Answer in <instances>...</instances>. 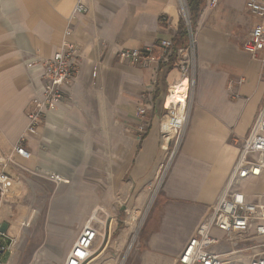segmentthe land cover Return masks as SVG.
<instances>
[{"label":"crops","instance_id":"0c3cea01","mask_svg":"<svg viewBox=\"0 0 264 264\" xmlns=\"http://www.w3.org/2000/svg\"><path fill=\"white\" fill-rule=\"evenodd\" d=\"M247 1L220 0L213 6L211 0H206L197 21V106L189 119L180 153L163 186L165 211L162 212L159 229L148 239L150 250L154 253V256L147 257L149 264H176L177 257L209 215L225 186L238 154L235 138L241 139L248 134L264 104V66L251 60L241 48L251 28L261 23L258 17L245 9ZM86 2L89 12L75 18L69 37L78 46L81 56L79 72L71 89V100L50 112L37 136L29 139L31 160L16 158L19 164L30 162L34 160L35 153L42 157L44 150L53 146L68 147L70 154L77 152L83 155L86 152L88 155L87 150L80 151L78 147L84 148V142L90 141L91 126L95 125L94 130H102L108 137L113 124L120 134L109 143H102L108 153L101 161L119 164L115 177L122 180L124 197L134 191L138 200H143L164 161L160 148V118L165 112L163 101L168 85L177 79L178 73L167 72L165 68L155 73L153 67L134 66L120 60L117 52L122 49L151 48L161 40L174 39L176 42L182 20L179 0ZM72 3L73 0H59L49 15L50 23L57 28L62 15L70 10ZM162 17L168 18V22L162 23ZM64 34L54 44L48 42L45 47L48 55L44 57H51L60 48ZM34 51H29L28 55ZM0 58L4 60L0 63V76L23 83L26 74L29 90L33 87L34 92L37 82L35 75L26 69L25 59L21 63L20 51H2ZM94 71L96 78L93 77ZM239 77H244L245 83L237 88L239 97L233 99L228 84ZM8 90L0 88V132L6 129L8 137L9 134L15 137L16 128L17 135L25 130L27 118L25 113L17 127L14 123L7 125L9 118L2 114V108H9L8 102L7 106L3 103V91L8 93ZM89 93L94 107L87 109L74 105L80 98H88ZM95 93V98H92ZM151 101L152 110L146 117H139L138 105ZM11 102L15 104L13 100ZM89 114L90 124L85 117ZM112 116H115V121ZM146 123H149V127L145 132H140L141 126ZM233 132L235 137L232 136ZM110 146H116L112 153L108 149ZM62 152L64 154V149ZM161 152L163 157L160 156ZM61 153L55 152L54 156ZM58 166L56 163L52 167L44 164L38 172H44L61 185L66 179L57 169ZM261 191L264 192V187ZM119 202L125 203L122 199ZM68 206L65 207L70 210ZM135 220L132 217V221ZM187 221L188 226L184 227L183 223ZM77 238L71 237L67 241L63 248L65 256ZM63 251L57 248L56 258L64 256Z\"/></svg>","mask_w":264,"mask_h":264},{"label":"rangeland","instance_id":"374dc122","mask_svg":"<svg viewBox=\"0 0 264 264\" xmlns=\"http://www.w3.org/2000/svg\"><path fill=\"white\" fill-rule=\"evenodd\" d=\"M58 1L0 0V55L2 51L19 50L21 63L34 53L48 55L45 47L48 42L54 44L55 40H60L61 35L68 29L69 18L75 4L74 0L70 10L62 15L61 22L56 28L50 23L49 15L57 7ZM179 10L181 12L180 3ZM187 15L190 16L189 8ZM181 17L186 23V16ZM29 51L34 53L28 55ZM3 61L0 58V63ZM197 78L198 76L191 98L189 119L197 106L195 102ZM25 80L23 83H15L7 80L4 75L0 76V88L10 89L8 93L3 91V103L6 106L9 104L8 109L2 108L4 110L2 114L9 118L7 125L14 123L17 127L20 124L33 97V87L30 91L26 74ZM95 95L96 93L92 98H95ZM87 96L88 98H80L74 105L87 109L94 107L90 93ZM85 117L90 124V114ZM112 120H116L115 116H112ZM94 126L92 125L89 131L90 141L84 142V148L78 147L80 151L87 150L88 155L86 152L83 155H78L77 152L70 154L68 147L53 146L46 148L42 157L35 153L34 160L20 162V167L6 168L15 178L12 192L1 212L2 225L15 241L11 250L1 255L7 264H63L65 244L71 237L79 236L95 210L98 211L99 220H108V223L113 225V232L108 247L93 260L92 264H149L147 257L154 253L150 250L148 239L159 229L160 218L165 211L162 190L170 170L165 171L168 159L164 160L165 167L143 200H138V195L134 191L124 197L121 191L122 180L115 177L119 171V164L101 161L108 153L102 143L114 140L120 132L112 124L110 136L107 137L102 130H94ZM234 134L233 132V137L236 136ZM19 135L17 128L15 137L10 134L8 137L6 129L0 132V158L12 151ZM181 146L176 156L180 153ZM114 148L116 146L108 147L111 153ZM63 149L64 154L61 153ZM55 152L61 155L54 156ZM160 156L163 157L162 152ZM55 163L59 165L57 169L66 179L61 185L44 172H38L42 165L52 167ZM154 194V200L149 207L148 203ZM120 199L125 202L122 203L123 207L118 204ZM67 204L70 210L66 209ZM133 212L140 213L135 221H132ZM188 223L184 222V227L188 226ZM101 228L100 232H103V227ZM101 240L100 237L97 246ZM57 248H61L64 254L59 256V259L56 258Z\"/></svg>","mask_w":264,"mask_h":264},{"label":"built area","instance_id":"2783aa9c","mask_svg":"<svg viewBox=\"0 0 264 264\" xmlns=\"http://www.w3.org/2000/svg\"><path fill=\"white\" fill-rule=\"evenodd\" d=\"M220 0H211L216 6ZM181 15L186 16L187 44L177 46L174 39L158 41L151 48L122 49L117 52L120 60L141 68L153 67L155 73L162 68L177 71L178 77L168 85L164 96V114L160 118V148L164 160L159 173L170 169L187 129L191 110V98L197 76V44L195 31L187 15L186 0H179ZM187 9V10H186ZM245 9L261 20L254 25L241 43V48L251 60L264 66V0H248ZM89 12L86 0H75L69 27L65 31L60 48L51 56L34 53L25 59L26 69L36 78L33 97L26 110L27 124L10 153L0 158V264H7L1 255L8 253L15 243L4 229L1 212L11 194L9 185L15 178L7 167H20L16 157L25 161L32 158L28 149L30 138L37 136L46 116L54 112L67 100H71V89L80 68V51L69 37L73 32V21L78 15ZM162 23L168 18L162 17ZM96 71L93 77L96 78ZM187 80L184 100L170 101L172 89ZM245 83L244 77L229 81L228 90L233 99L239 97L237 88ZM151 102H142L137 115L144 118L152 110ZM149 123L143 124L145 132ZM237 157L227 176L225 186L209 215L200 223L177 257L176 264H264V104L248 134L239 139ZM158 173V175H159ZM124 204L119 202V206ZM103 226L104 236L100 245ZM113 225L90 219L82 228L63 264H90L108 247ZM102 249V250H101Z\"/></svg>","mask_w":264,"mask_h":264},{"label":"trees","instance_id":"16d2710c","mask_svg":"<svg viewBox=\"0 0 264 264\" xmlns=\"http://www.w3.org/2000/svg\"><path fill=\"white\" fill-rule=\"evenodd\" d=\"M205 1L206 0H187L189 13H190V19H191V25L194 31L196 29L199 16L201 15L203 8L205 7ZM186 44H187V29L182 19L179 36L176 39V45L185 46Z\"/></svg>","mask_w":264,"mask_h":264},{"label":"bare ground","instance_id":"6f19581e","mask_svg":"<svg viewBox=\"0 0 264 264\" xmlns=\"http://www.w3.org/2000/svg\"><path fill=\"white\" fill-rule=\"evenodd\" d=\"M73 3H74V0H73ZM73 3H72V5H73ZM187 86H188V82H187V80H183L182 81V83L181 84H179V85H176L173 89H172V93H171V97H170V101H177V100H184V98H185V93H183L185 90H186V88H187ZM9 188L10 189H13V186L12 185H9ZM154 196H155V194L151 197V199H150V201H149V207H150V205H151V203H152V201L154 200ZM142 208V207H141ZM98 211L97 210H95L94 211V213H93V215H92V218L91 219H95V220H99V217H98V213H97ZM139 212H133V214H132V217L133 218H135V219H137V218H139ZM101 221V220H100ZM107 221L108 220H106V221H101L102 222V224L105 226L106 225V223H107ZM103 227V226H102ZM104 228V227H103ZM101 234V239H102V237L104 236V231L103 232H100ZM101 243V242H100ZM100 245V244H99ZM70 252V251H69ZM69 254V253H68ZM67 254V255H68ZM67 257V256H66ZM66 257H65V259H66ZM64 262H65V260H64ZM93 263V261L90 263V264H92Z\"/></svg>","mask_w":264,"mask_h":264}]
</instances>
